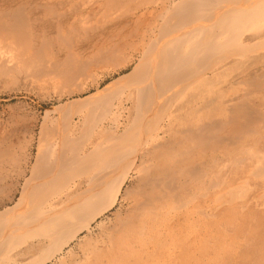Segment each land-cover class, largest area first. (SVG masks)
I'll return each mask as SVG.
<instances>
[{"label": "bare ground", "instance_id": "1", "mask_svg": "<svg viewBox=\"0 0 264 264\" xmlns=\"http://www.w3.org/2000/svg\"><path fill=\"white\" fill-rule=\"evenodd\" d=\"M5 90L0 264H264V0H0Z\"/></svg>", "mask_w": 264, "mask_h": 264}, {"label": "rangeland", "instance_id": "2", "mask_svg": "<svg viewBox=\"0 0 264 264\" xmlns=\"http://www.w3.org/2000/svg\"><path fill=\"white\" fill-rule=\"evenodd\" d=\"M18 91H10V93H9L8 90L7 91L5 90L3 92H0V122L2 121V123L5 124L10 116L21 114L20 113L21 111L18 110L17 108H14V107L16 105H18L19 103H22V102H23V104H26V107H27V108H25V111H26L25 113H27L26 115H28L27 118H29V119L32 118L31 116H32V114H34L39 122H41L42 116H44V112L48 109L53 108L56 105L55 101H53V100H49V101L48 100H42L34 94L27 93L26 91H23V90H18ZM22 112H23V110H22ZM34 135H35V137L36 136L38 137L36 131H35ZM37 137L35 139H37ZM16 139L20 140L21 136L18 135V137ZM35 148H36L35 146H34V149H33V147L31 148L32 156L35 155V153H36ZM28 173L29 172L27 170V175H28ZM23 179L24 178H19V179H17V181L21 180L19 182H23ZM18 195L19 194H17V196Z\"/></svg>", "mask_w": 264, "mask_h": 264}]
</instances>
